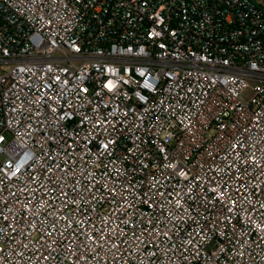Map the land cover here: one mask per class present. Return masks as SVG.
<instances>
[{
	"label": "built area",
	"instance_id": "built-area-1",
	"mask_svg": "<svg viewBox=\"0 0 264 264\" xmlns=\"http://www.w3.org/2000/svg\"><path fill=\"white\" fill-rule=\"evenodd\" d=\"M0 264H264V0H0Z\"/></svg>",
	"mask_w": 264,
	"mask_h": 264
},
{
	"label": "rangeland",
	"instance_id": "rangeland-1",
	"mask_svg": "<svg viewBox=\"0 0 264 264\" xmlns=\"http://www.w3.org/2000/svg\"><path fill=\"white\" fill-rule=\"evenodd\" d=\"M250 98V94L248 92H244L243 95H242V100L244 102H247Z\"/></svg>",
	"mask_w": 264,
	"mask_h": 264
}]
</instances>
